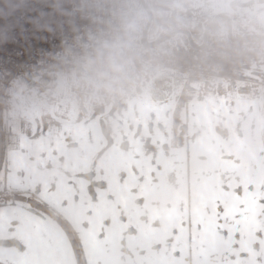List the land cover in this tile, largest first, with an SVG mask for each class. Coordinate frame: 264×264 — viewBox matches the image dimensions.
Returning <instances> with one entry per match:
<instances>
[{
    "label": "crops",
    "instance_id": "crops-1",
    "mask_svg": "<svg viewBox=\"0 0 264 264\" xmlns=\"http://www.w3.org/2000/svg\"><path fill=\"white\" fill-rule=\"evenodd\" d=\"M231 1L213 10L202 0L184 10V0L133 1L130 18L144 46L160 40L167 50L200 48L220 13L233 39L264 35V0ZM126 61L101 62L109 86L77 119L47 117L39 100L25 115L8 107L0 264H264V239L225 237L212 208L222 194L250 198L264 187V53L218 75L186 73L159 101L132 87L158 70ZM243 83L252 96H238Z\"/></svg>",
    "mask_w": 264,
    "mask_h": 264
},
{
    "label": "built area",
    "instance_id": "built-area-1",
    "mask_svg": "<svg viewBox=\"0 0 264 264\" xmlns=\"http://www.w3.org/2000/svg\"><path fill=\"white\" fill-rule=\"evenodd\" d=\"M140 37L126 0H0V144L5 91L21 75L66 73L75 70L79 60L118 57L142 60L161 71L218 75L230 62L259 63L264 53V46L238 44L227 36H209L199 49L171 50L142 48ZM254 92L249 83L238 87L241 97Z\"/></svg>",
    "mask_w": 264,
    "mask_h": 264
},
{
    "label": "rangeland",
    "instance_id": "rangeland-1",
    "mask_svg": "<svg viewBox=\"0 0 264 264\" xmlns=\"http://www.w3.org/2000/svg\"><path fill=\"white\" fill-rule=\"evenodd\" d=\"M202 1L208 5L209 10L218 8V6H216L218 4L223 6H231V4H233V1L231 0H224L221 3L218 2L219 0ZM190 2H194V0H184V4L178 2L181 7L180 9L184 10L187 8ZM203 11L207 13L206 10ZM89 65V71L87 70L88 72L82 74L72 71L56 75L55 78L57 80L53 83V85L40 86L39 77L28 78L25 76L22 80L11 81L4 97L5 120L8 121L6 116L8 107L17 109L21 115H25L27 113L26 106L36 100H39L38 102L40 106L45 105L44 109H48L49 114L46 115L47 117H55L57 119L65 118L68 120L77 119L80 115L84 114L87 102L89 103L93 98L92 92H103L102 87L106 88L109 86V84L106 83L109 78L108 73L104 75L102 74V72H109V69L104 68L101 62H95ZM125 77L126 79H130L128 75ZM143 81L144 80L137 78L134 82H132V87L136 88L135 91L140 95L143 92L141 90V88L144 87ZM22 88H33V90L31 92H23ZM74 108H77V110H74ZM14 118L17 117L13 116V119ZM11 119L12 115L10 116V120ZM3 148L4 144L0 145V154L1 151L3 154ZM2 164V159L0 158V181L3 176Z\"/></svg>",
    "mask_w": 264,
    "mask_h": 264
},
{
    "label": "snow or ice",
    "instance_id": "snow-or-ice-1",
    "mask_svg": "<svg viewBox=\"0 0 264 264\" xmlns=\"http://www.w3.org/2000/svg\"><path fill=\"white\" fill-rule=\"evenodd\" d=\"M216 227L225 237L256 244L264 239V187L250 198L238 190L222 194L212 205ZM247 228V231L245 229ZM234 247L239 246L234 244ZM244 253H241L243 256ZM235 264H245L238 260Z\"/></svg>",
    "mask_w": 264,
    "mask_h": 264
},
{
    "label": "trees",
    "instance_id": "trees-1",
    "mask_svg": "<svg viewBox=\"0 0 264 264\" xmlns=\"http://www.w3.org/2000/svg\"><path fill=\"white\" fill-rule=\"evenodd\" d=\"M128 4H131L133 1H139V0H126ZM227 25H230V18L226 16L225 14H217L210 22V24L205 28L206 32L208 35H216V36H222L224 34H229V30L227 29ZM262 38L264 39V35L262 34H257V35H245L244 37H241L238 39L237 42L242 43V42H248L252 41L254 38ZM161 41L160 40H155V42H151L149 45H145V48L152 47L154 49H160ZM142 48H144V45L142 44ZM128 63L133 60L126 59ZM89 63L79 60L77 64V69L76 72L78 73H85L88 72L89 70ZM88 70V71H87ZM185 72H178V71H171V70H166V71H159L157 75L153 76L150 80L145 79L143 81V85L145 88L148 89L149 97L151 100L154 101H159L162 99H166L170 97L174 91L178 88V86L184 81L185 79ZM57 74H47L51 79V82L49 85H53L54 82H56V76ZM26 77H38V74H29L25 75ZM24 76V77H25ZM126 76V75H125ZM130 78V75H128ZM23 78V77H22ZM143 87V88H144ZM6 151V147L5 150Z\"/></svg>",
    "mask_w": 264,
    "mask_h": 264
},
{
    "label": "water",
    "instance_id": "water-1",
    "mask_svg": "<svg viewBox=\"0 0 264 264\" xmlns=\"http://www.w3.org/2000/svg\"><path fill=\"white\" fill-rule=\"evenodd\" d=\"M50 81H51V79L49 77H47V76H41L39 78V83L42 86H47L50 83Z\"/></svg>",
    "mask_w": 264,
    "mask_h": 264
}]
</instances>
